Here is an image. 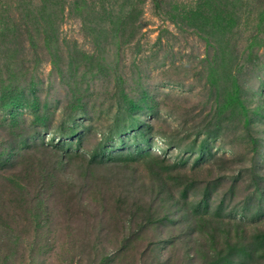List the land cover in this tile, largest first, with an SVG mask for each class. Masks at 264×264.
Listing matches in <instances>:
<instances>
[{"label": "rangeland", "instance_id": "1", "mask_svg": "<svg viewBox=\"0 0 264 264\" xmlns=\"http://www.w3.org/2000/svg\"><path fill=\"white\" fill-rule=\"evenodd\" d=\"M0 264H264V0H0Z\"/></svg>", "mask_w": 264, "mask_h": 264}]
</instances>
